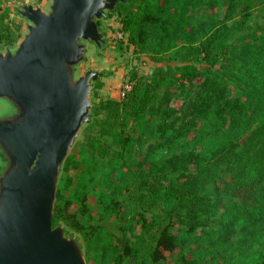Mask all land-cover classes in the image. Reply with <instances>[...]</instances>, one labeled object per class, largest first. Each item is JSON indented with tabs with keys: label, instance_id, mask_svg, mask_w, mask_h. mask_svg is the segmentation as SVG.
<instances>
[{
	"label": "trees",
	"instance_id": "16d2710c",
	"mask_svg": "<svg viewBox=\"0 0 264 264\" xmlns=\"http://www.w3.org/2000/svg\"><path fill=\"white\" fill-rule=\"evenodd\" d=\"M258 1L264 2L230 0L222 19L197 23L187 16L194 0L117 4L125 46L176 64L156 65L149 76L134 72L121 98L92 103L84 128L96 130L114 147L99 176L110 192L96 197L97 221L89 214L85 171L74 180L72 154L64 164L53 224L78 235L87 264H159L172 254L182 264H264V27L248 28ZM9 14L8 8L0 9L5 47L19 37ZM196 58L209 68L224 61L234 83L229 92L212 78L200 77L191 62ZM99 86L94 82L92 90ZM177 95L188 99V117L181 118V125L173 120L160 127L152 157L143 161L147 178L128 186L125 179L135 172L125 154L138 138L152 133L156 113L171 116L170 99ZM212 103H230V110L217 120L209 115ZM228 117L237 123L229 126ZM159 150L164 154L156 158ZM119 191L134 203L138 228L113 242L103 222L117 214ZM214 219L220 223L209 225Z\"/></svg>",
	"mask_w": 264,
	"mask_h": 264
},
{
	"label": "water",
	"instance_id": "95a60500",
	"mask_svg": "<svg viewBox=\"0 0 264 264\" xmlns=\"http://www.w3.org/2000/svg\"><path fill=\"white\" fill-rule=\"evenodd\" d=\"M124 1H24L16 9L25 30L0 49V264H87L80 239L53 224L54 206L102 74L79 73L85 42L106 44L98 22Z\"/></svg>",
	"mask_w": 264,
	"mask_h": 264
},
{
	"label": "rangeland",
	"instance_id": "374dc122",
	"mask_svg": "<svg viewBox=\"0 0 264 264\" xmlns=\"http://www.w3.org/2000/svg\"><path fill=\"white\" fill-rule=\"evenodd\" d=\"M24 1L38 2L43 7L46 6L48 2V0H0V9L5 10L8 8L10 19L14 24L19 26V37L17 38L16 43L20 40L27 22L25 18L21 17L16 12L18 6ZM229 1L230 0H194L187 16L193 23L206 19H222L226 13ZM256 24L264 27L263 1H258V5L252 9V17L248 28L254 27ZM99 25L101 32L105 35L106 44L99 49L92 42H85V60L79 66V73L88 69L102 73L96 80L100 86L91 90L92 103H98L100 100H105L107 98H121L122 93H124L125 85L130 84L129 80L134 72L138 75L149 76L156 65L166 66L168 64H176L175 60H160L148 55L139 54L133 49V47L125 46V37L122 35L117 13L114 11L109 12L104 19L100 20ZM15 44L13 46H15ZM4 47L3 44H0V49H3ZM191 62L196 67V71L200 74V77H210L215 80L218 85L225 86L227 90L230 89L231 84H234L231 81L233 80V77L230 74V71L226 68L224 61L217 63L211 68H209L205 62L201 61L200 58H196ZM94 82L92 84H94ZM197 90H199V84L197 85ZM169 106V108H171V116L167 118L164 114L156 113L152 120V133L144 134L138 138L132 151L125 154V162H127V165H130L131 171L135 172V175L132 178L125 179V183L130 187H134L138 180L147 178V172L143 166V161L152 157L150 150L156 146L155 140L159 134L160 127L173 120L177 121L178 125H181V121L188 117L187 112L190 106L188 99L184 100L178 95L172 96ZM162 108L164 109V107ZM165 110H168L167 107ZM209 110V115L218 120L223 114L229 112L230 103L225 104L224 106L219 105L218 103H212ZM183 116L184 119L181 120ZM195 119L198 120L199 116H195ZM227 123L231 126L232 124L237 123V119L232 121L230 117H228ZM208 128H210L209 125H206V130H208ZM112 148L114 147L110 146L109 140L101 138L96 130L89 131L83 128L77 142L70 152V154H72V168L70 172L72 179L76 180L82 170L85 171L87 175L85 189L87 191L89 214L93 218V221H97L96 215L99 208L96 199L97 195L102 192H110L104 185L99 183V176L103 170L102 165L114 156ZM162 154H164V152L159 150L154 156L160 158ZM117 162L120 164L121 161L119 160ZM124 168L125 167H120V170H123ZM62 176L64 175L61 174V178ZM221 176L224 179H229L228 175L225 173ZM211 191L212 187L210 186L209 192ZM70 194L71 192L68 193V195ZM115 198L118 202V212L115 216L103 223L113 242H119L122 241L124 236H131L136 232L138 228V216H133L134 203L130 201L126 192H117ZM86 216L87 215L81 217V220L85 221ZM215 223H220V220L214 219L208 224L212 225ZM75 235L78 236L77 234ZM159 264L182 263L176 254H172L166 259L160 261Z\"/></svg>",
	"mask_w": 264,
	"mask_h": 264
},
{
	"label": "built area",
	"instance_id": "2783aa9c",
	"mask_svg": "<svg viewBox=\"0 0 264 264\" xmlns=\"http://www.w3.org/2000/svg\"><path fill=\"white\" fill-rule=\"evenodd\" d=\"M122 35H123V34H122ZM123 36H124V35H123ZM130 86H131L130 84H126V85H125V88H124V92L127 91V90H129V89H130ZM122 94H123V93H122Z\"/></svg>",
	"mask_w": 264,
	"mask_h": 264
},
{
	"label": "flooded vegetation",
	"instance_id": "af4514ba",
	"mask_svg": "<svg viewBox=\"0 0 264 264\" xmlns=\"http://www.w3.org/2000/svg\"><path fill=\"white\" fill-rule=\"evenodd\" d=\"M4 160V157L0 154V162Z\"/></svg>",
	"mask_w": 264,
	"mask_h": 264
}]
</instances>
